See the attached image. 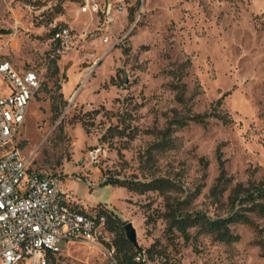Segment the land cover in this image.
<instances>
[{
	"label": "rangeland",
	"instance_id": "rangeland-1",
	"mask_svg": "<svg viewBox=\"0 0 264 264\" xmlns=\"http://www.w3.org/2000/svg\"><path fill=\"white\" fill-rule=\"evenodd\" d=\"M63 28L70 37L59 41ZM1 61L41 78L21 129L31 170L61 173L86 211L131 222L138 248L157 243L149 264H264V218L233 225L235 243L170 242L154 220L166 197L116 183L171 179L180 189L170 201L197 194L185 211L216 218L237 182L264 177V0H0ZM213 112L226 122L190 121L171 148L155 147L174 119ZM221 161L233 181L218 201ZM113 239L62 241L50 264H113Z\"/></svg>",
	"mask_w": 264,
	"mask_h": 264
},
{
	"label": "built area",
	"instance_id": "built-area-1",
	"mask_svg": "<svg viewBox=\"0 0 264 264\" xmlns=\"http://www.w3.org/2000/svg\"><path fill=\"white\" fill-rule=\"evenodd\" d=\"M69 37L67 28L55 33L59 41ZM40 88L37 71L0 62V264H50L62 241L95 242L110 232L109 211L83 209L62 187L61 173L31 170L20 151L21 129ZM99 152H90L92 164L99 163Z\"/></svg>",
	"mask_w": 264,
	"mask_h": 264
},
{
	"label": "trees",
	"instance_id": "trees-1",
	"mask_svg": "<svg viewBox=\"0 0 264 264\" xmlns=\"http://www.w3.org/2000/svg\"><path fill=\"white\" fill-rule=\"evenodd\" d=\"M176 88H179L178 86ZM184 91L178 95L179 103L185 104ZM183 94V95H182ZM54 111H58V107H53ZM217 118L226 122L221 114L213 112L212 114H192L188 117L176 118L169 123L168 128L163 132L162 140L155 145L160 149L171 148V133L188 125L190 121L199 124L207 123L209 118ZM174 125V126H173ZM125 135L124 130L115 129L114 135ZM108 181V180H107ZM232 177L227 175L224 162H220V175L216 183L211 189V197L220 201L224 194L229 190L232 183ZM116 183L125 185L130 191L145 194L147 192H158L167 199L164 212L155 211L156 218L163 219L166 223L165 234L167 239L172 242L176 238L181 237L185 242H190L196 237L208 234L212 235L221 243L231 244L239 241L240 236L235 234L232 226L235 224H245L254 228H258L257 224L251 217L256 214L264 218V177L259 181L249 180L246 183L237 182L229 193L227 200L230 206L229 214L226 217L212 218L203 211H185V207L189 206L197 194L187 196V198L174 199L170 201L168 193L180 189L176 181L165 177L152 178L145 181H119ZM152 220V219H151ZM150 221V220H149ZM125 224L121 218L114 216L112 213L107 214L108 230L114 235V239L110 245L114 249L113 264H149L154 261L157 243L148 249L138 248L132 244L125 233ZM264 251V240L259 242ZM54 256L51 257L53 259ZM137 258H140L138 260Z\"/></svg>",
	"mask_w": 264,
	"mask_h": 264
},
{
	"label": "water",
	"instance_id": "water-1",
	"mask_svg": "<svg viewBox=\"0 0 264 264\" xmlns=\"http://www.w3.org/2000/svg\"><path fill=\"white\" fill-rule=\"evenodd\" d=\"M125 233H126V238L132 244H134L136 247H138L137 231L131 222H128L125 224Z\"/></svg>",
	"mask_w": 264,
	"mask_h": 264
},
{
	"label": "crops",
	"instance_id": "crops-1",
	"mask_svg": "<svg viewBox=\"0 0 264 264\" xmlns=\"http://www.w3.org/2000/svg\"><path fill=\"white\" fill-rule=\"evenodd\" d=\"M86 180L91 182V180H89L88 178H86ZM67 190H72V189H67ZM72 191H73V190H72ZM73 192H74V191H73ZM80 202H81V206L83 207V203H82L81 200H80ZM83 209H84V208H83Z\"/></svg>",
	"mask_w": 264,
	"mask_h": 264
}]
</instances>
